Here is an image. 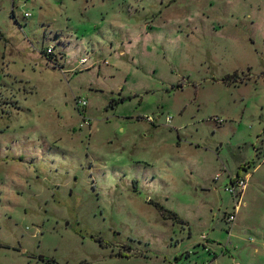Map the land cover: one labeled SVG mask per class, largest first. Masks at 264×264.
I'll return each mask as SVG.
<instances>
[{"label": "rangeland", "instance_id": "374dc122", "mask_svg": "<svg viewBox=\"0 0 264 264\" xmlns=\"http://www.w3.org/2000/svg\"><path fill=\"white\" fill-rule=\"evenodd\" d=\"M184 251L264 264V0H0V264Z\"/></svg>", "mask_w": 264, "mask_h": 264}, {"label": "built area", "instance_id": "2783aa9c", "mask_svg": "<svg viewBox=\"0 0 264 264\" xmlns=\"http://www.w3.org/2000/svg\"><path fill=\"white\" fill-rule=\"evenodd\" d=\"M47 54H54L53 48H47L46 50ZM87 61L86 57L81 58L80 64H84ZM86 105V100L85 99H77L76 101V106L77 109L83 108ZM82 122L81 125L89 124V121L86 117V115L82 116ZM146 119L149 121H153L152 116H146ZM214 120L218 123H222L224 119L216 117ZM219 177V174L216 175V179ZM247 183H248V178L245 176L237 175L236 177H232L230 179V182L226 185V190L231 194L233 200H234V207L233 211L228 213L225 216V221L228 224V230L230 231L231 228L233 227L235 220H236V215L239 210V205L241 202L242 195L244 191L247 188Z\"/></svg>", "mask_w": 264, "mask_h": 264}, {"label": "crops", "instance_id": "0c3cea01", "mask_svg": "<svg viewBox=\"0 0 264 264\" xmlns=\"http://www.w3.org/2000/svg\"><path fill=\"white\" fill-rule=\"evenodd\" d=\"M15 1L16 0H13V3H15ZM12 12H14V9H12ZM55 54V53H54ZM57 58V57H56ZM83 58V57H82ZM218 123V122H217ZM223 123V122H222ZM219 124H221V123H219ZM251 162H249V161H247V162H244V163H242V164H240L239 166V169L240 170H242L244 173H245V175H243V176H245V177H247L248 179H249V173H248V170L250 169V167H251ZM238 175H240V173L238 172ZM232 177H234V176H230L229 177V182H230V179L232 178ZM248 184V183H247ZM247 188H248V185H247ZM247 188H246V190H247ZM225 220V219H224ZM208 242H210L209 241V239L207 240ZM178 245V244H177ZM209 245V244H208ZM178 248V247H177ZM203 248H204V250L207 252V253H210V249H208V248H206V246H203ZM194 252V251H193ZM184 255H182V254H179V253H176L175 255H174V260H173V262H174V264H176L177 263V261L178 260H180V258L181 257H186V256H188V254H186V251H184V253H183ZM213 258H214V260L212 261V262H210L209 264H212V263H216V262H214L216 259H217V257H216V254L213 256ZM173 264V263H172ZM204 264V263H203Z\"/></svg>", "mask_w": 264, "mask_h": 264}, {"label": "trees", "instance_id": "16d2710c", "mask_svg": "<svg viewBox=\"0 0 264 264\" xmlns=\"http://www.w3.org/2000/svg\"><path fill=\"white\" fill-rule=\"evenodd\" d=\"M44 54L47 56L49 61H53V64H56V56L55 54H47L46 51H44ZM155 206L161 211L164 218L173 219L174 221L184 223V221L173 211L166 209L161 204L155 202Z\"/></svg>", "mask_w": 264, "mask_h": 264}]
</instances>
